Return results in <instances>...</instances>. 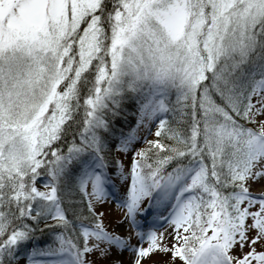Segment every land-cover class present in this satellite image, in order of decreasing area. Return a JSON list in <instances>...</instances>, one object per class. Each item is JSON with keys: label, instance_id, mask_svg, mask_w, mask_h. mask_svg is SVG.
<instances>
[{"label": "snow or ice", "instance_id": "obj_1", "mask_svg": "<svg viewBox=\"0 0 264 264\" xmlns=\"http://www.w3.org/2000/svg\"><path fill=\"white\" fill-rule=\"evenodd\" d=\"M0 264H264V0H0Z\"/></svg>", "mask_w": 264, "mask_h": 264}, {"label": "rangeland", "instance_id": "obj_2", "mask_svg": "<svg viewBox=\"0 0 264 264\" xmlns=\"http://www.w3.org/2000/svg\"><path fill=\"white\" fill-rule=\"evenodd\" d=\"M105 207H106V210H107V211H106V219H107L109 222L115 220L116 217L120 214V213L117 211V209H116V207H115L114 205H106ZM128 258H129V254H128L127 252H125V253L123 254L122 259L126 262V261L128 260Z\"/></svg>", "mask_w": 264, "mask_h": 264}]
</instances>
